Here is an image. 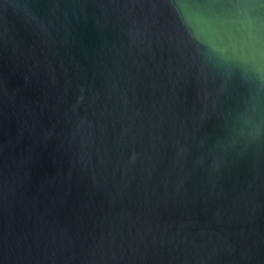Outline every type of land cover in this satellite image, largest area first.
Segmentation results:
<instances>
[{
  "label": "water",
  "instance_id": "1",
  "mask_svg": "<svg viewBox=\"0 0 264 264\" xmlns=\"http://www.w3.org/2000/svg\"><path fill=\"white\" fill-rule=\"evenodd\" d=\"M262 68L264 0H0V264H264Z\"/></svg>",
  "mask_w": 264,
  "mask_h": 264
},
{
  "label": "clouds",
  "instance_id": "2",
  "mask_svg": "<svg viewBox=\"0 0 264 264\" xmlns=\"http://www.w3.org/2000/svg\"><path fill=\"white\" fill-rule=\"evenodd\" d=\"M261 54L258 51H254L251 56L245 61L246 63H253V64H260ZM262 72H264V68L260 69Z\"/></svg>",
  "mask_w": 264,
  "mask_h": 264
}]
</instances>
